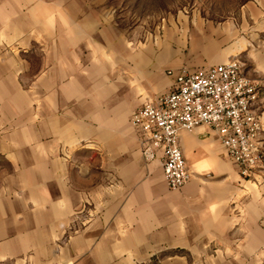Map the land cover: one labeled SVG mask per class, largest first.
I'll list each match as a JSON object with an SVG mask.
<instances>
[{
    "label": "crops",
    "instance_id": "crops-1",
    "mask_svg": "<svg viewBox=\"0 0 264 264\" xmlns=\"http://www.w3.org/2000/svg\"><path fill=\"white\" fill-rule=\"evenodd\" d=\"M99 2L0 0L11 20L21 6L34 25L13 52L0 36V264H153L158 254V264H264V164L247 177L215 130H182L192 175L170 189L131 117L171 88L165 69L180 65L181 50L161 40L152 60L130 45L117 60ZM235 10L208 25L196 59L240 57L259 84L264 152V0Z\"/></svg>",
    "mask_w": 264,
    "mask_h": 264
},
{
    "label": "built area",
    "instance_id": "built-area-1",
    "mask_svg": "<svg viewBox=\"0 0 264 264\" xmlns=\"http://www.w3.org/2000/svg\"><path fill=\"white\" fill-rule=\"evenodd\" d=\"M169 73L175 75L171 88L136 108L131 121L146 157L161 159L170 189L181 188L192 175L180 143L182 130L201 125L215 130L243 174L264 164L258 142L263 125L253 110L260 88L240 57Z\"/></svg>",
    "mask_w": 264,
    "mask_h": 264
},
{
    "label": "rangeland",
    "instance_id": "rangeland-1",
    "mask_svg": "<svg viewBox=\"0 0 264 264\" xmlns=\"http://www.w3.org/2000/svg\"><path fill=\"white\" fill-rule=\"evenodd\" d=\"M241 1L243 0H100V21L101 23L110 21V25L107 23L101 25V31L107 32L106 26L110 27L109 30L113 29L111 31H114L115 35L117 60L120 59L118 49L129 45L131 48L146 47V53L152 60L156 56L151 53L153 47L157 46L161 40L164 45L170 46L174 40L175 45L181 50L182 59L180 58L181 61L177 64H180L179 66H168L165 69V72L170 74V70L177 72L183 67L196 68L207 63L196 58L207 48V33L210 30L208 25H216L229 19L235 20V8ZM1 4L0 36L4 38V51L13 52L12 47L14 46V50L17 48V39L25 40L34 25L28 24L27 16L25 18L21 6L16 7L19 13L15 17L18 19L11 20L9 16L12 14L4 11L10 6L4 3L5 8H2ZM20 20L24 22L19 23ZM111 31H109L110 35H112ZM14 39L16 41L13 42ZM18 48L22 53H27L26 43H22ZM88 143L84 142V146L90 145ZM141 146L144 150L142 143ZM91 155V148L84 150L85 166L92 163ZM70 159L73 162L75 160L74 157ZM244 175L249 177V174ZM85 183H87L86 180ZM90 207V205L85 206V208ZM84 212V218L87 220L92 214ZM85 219L84 222H86ZM160 258L161 254L154 256L153 264H158Z\"/></svg>",
    "mask_w": 264,
    "mask_h": 264
}]
</instances>
